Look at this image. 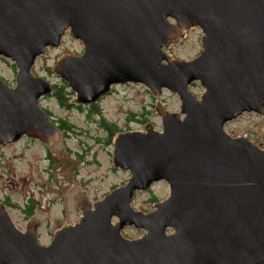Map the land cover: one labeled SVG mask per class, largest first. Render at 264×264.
Here are the masks:
<instances>
[{"label": "water", "instance_id": "1", "mask_svg": "<svg viewBox=\"0 0 264 264\" xmlns=\"http://www.w3.org/2000/svg\"><path fill=\"white\" fill-rule=\"evenodd\" d=\"M194 28L200 55L170 56ZM67 32L84 52L52 71L77 94L71 101L94 104L117 84H143L162 130L115 136L113 164L131 173L128 183L93 207L86 199L80 222L48 245L37 222L21 231L0 203V264H264V150L225 129L245 113L264 116V0H0V57L18 69L15 87L0 77V152L25 135L64 150L40 105L54 87L32 68ZM195 82L205 89L199 99ZM163 90L180 98V112L159 101ZM159 181L169 196L149 213L135 210L136 192ZM74 193L66 199L76 202ZM126 225L147 233L128 239Z\"/></svg>", "mask_w": 264, "mask_h": 264}, {"label": "rangeland", "instance_id": "2", "mask_svg": "<svg viewBox=\"0 0 264 264\" xmlns=\"http://www.w3.org/2000/svg\"><path fill=\"white\" fill-rule=\"evenodd\" d=\"M201 42L202 32L199 28H194L188 31L183 41L166 51L176 59L191 60L202 52ZM83 52V42L67 35L63 44L48 48L32 68L34 75L48 80L52 85L61 88L63 85L68 86L65 88L68 100L64 104H61L55 93L40 101L41 107L50 114L52 121L61 125L64 131V150L50 153L53 157L51 159L49 151L24 140L5 148V154L0 157V198L9 197L21 205H24L28 195L36 201L40 200L45 206L52 202L49 224L39 230V242L42 245L50 244L59 226L66 222L67 225H75L81 220V212L68 211L66 196L75 191L73 183L87 193L92 202L103 199L114 188L128 183L131 173L113 165V132H144L146 125L150 124L154 130H162L161 118L154 111L157 99L143 84L117 86L116 91L103 98L96 106L97 112L89 105L79 106L72 102V99H76V93L52 69L60 57L67 54L81 55ZM17 71L11 60L0 57V77L11 87L16 86ZM190 90L198 99L205 91L200 82L193 83ZM159 101L170 112L181 111L180 98L169 90H163ZM225 129L234 137L247 136L264 150V116L246 113L228 122ZM168 196V183L159 181L149 190L137 191L132 206L135 210L149 213L155 209L157 202ZM8 211L16 226L23 230V214ZM115 221L113 219L114 223ZM146 233L145 229H134V225H126L122 230V234L128 239H138Z\"/></svg>", "mask_w": 264, "mask_h": 264}, {"label": "flooded vegetation", "instance_id": "3", "mask_svg": "<svg viewBox=\"0 0 264 264\" xmlns=\"http://www.w3.org/2000/svg\"><path fill=\"white\" fill-rule=\"evenodd\" d=\"M119 85H124L125 84H117L115 86H113V89H112V92L116 91V87L119 86ZM111 92V93H112ZM108 96V95H107ZM107 96H104L102 97L96 104H93V105H89L90 107L93 108V110H96L97 112V109L96 106L99 105V103L101 102V100ZM47 113V112H46ZM47 115L50 117V114L47 113ZM51 119V117H50ZM52 120V119H51ZM103 123H105V119L102 120ZM53 122V121H52ZM54 123V122H53ZM55 124V123H54ZM59 125V124H58ZM57 127L63 131V129L61 128V125ZM63 125L64 122H63ZM114 133V136H116L115 134H118L119 131H116V132H113ZM114 136L112 138V140L114 139ZM24 140H27V141H30V142H33V143H36L38 145H40V147H42L43 149L49 151V154L52 153L53 151H51L49 149V147L45 144V143H42L40 140L38 139H34V138H31V137H28V136H23L20 140H18L17 142L15 143H12V144H9L7 145L6 147L3 148V150L0 152V157H2L4 154H5V151L4 149L7 148V147H11L12 145L14 144H18L19 142L21 141H24ZM111 140V139H110ZM113 143V142H112ZM51 155V154H50ZM51 159H53L52 155L50 157ZM74 193V192H73ZM81 195L78 196V199L77 197H75V200L76 202H74L72 199H70L68 201V204L71 205V207L73 208L72 204H75L77 205L76 207V210L81 212L82 213V217H83V209H82V204L84 203V201L86 199H88V194L87 193H83L81 191L80 193ZM108 194V193H107ZM72 195V194H70ZM69 195V196H70ZM68 196V198H69ZM106 196V195H105ZM89 203L91 204V206L93 207L95 205V203L98 201V200H95V202L91 201L90 199H88ZM78 202V203H77ZM0 203L1 204H4L6 206V209L7 211L8 210H11V211H19L21 214H23V217H22V220L24 221V225L22 226V229L23 231H26L30 225H31V221H35L37 222V225H38V231L42 229V227H44L46 224H49L48 220H49V208H50V205L52 204V202H48V206H45L40 200H35L34 197H31L30 195L27 196V199L24 201V205L19 202H15L13 201L12 199H10L9 197H4V198H0ZM66 207H67V204H66ZM9 213V211H8ZM10 214V213H9ZM11 216V215H10ZM12 218V217H11ZM82 219V218H81ZM13 220V219H12ZM14 222V221H13ZM80 222V221H79ZM78 222V223H79ZM117 222V219L115 221V223ZM114 223V222H113ZM14 224L16 225V223L14 222ZM76 225V224H75ZM65 226H71V225H62V226H59L58 228H56L57 230H60L62 228H64ZM17 227V226H16ZM18 228V227H17ZM19 229V228H18Z\"/></svg>", "mask_w": 264, "mask_h": 264}, {"label": "trees", "instance_id": "4", "mask_svg": "<svg viewBox=\"0 0 264 264\" xmlns=\"http://www.w3.org/2000/svg\"><path fill=\"white\" fill-rule=\"evenodd\" d=\"M67 85H63V87H57L54 85L55 88V95L57 97V99L61 102V104H64L66 100H68L67 95L68 93L65 91V88H67ZM72 93V92H70ZM112 136H114V133L112 134Z\"/></svg>", "mask_w": 264, "mask_h": 264}]
</instances>
